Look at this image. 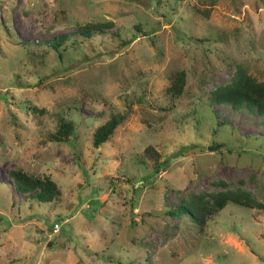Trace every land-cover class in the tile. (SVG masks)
I'll use <instances>...</instances> for the list:
<instances>
[{"label": "rangeland", "instance_id": "rangeland-1", "mask_svg": "<svg viewBox=\"0 0 264 264\" xmlns=\"http://www.w3.org/2000/svg\"><path fill=\"white\" fill-rule=\"evenodd\" d=\"M88 26L61 58L41 44ZM238 66L264 83V0H0V264H264V209L204 230L167 215L223 190L264 205V116L212 101ZM60 118L74 133L52 142ZM14 170L60 196L18 192Z\"/></svg>", "mask_w": 264, "mask_h": 264}, {"label": "trees", "instance_id": "trees-1", "mask_svg": "<svg viewBox=\"0 0 264 264\" xmlns=\"http://www.w3.org/2000/svg\"><path fill=\"white\" fill-rule=\"evenodd\" d=\"M95 28L94 26H88L77 33L62 34L43 41L41 44L57 52L58 57L61 58V54L58 51L70 36L82 35L89 38L94 34L103 33L102 30ZM183 86L184 74L178 73L173 84L169 87L173 97L181 95ZM212 101L219 104H229L233 109L247 107L251 112L264 116V83L257 81L238 66L231 82L212 93ZM122 120V115H113L105 123L97 127L93 133V146L97 148L107 142ZM74 127L75 125L71 120L60 118L55 136L51 137L50 141H65L67 137L73 135ZM143 155L151 161L153 170H156L160 161L155 151L151 147H147ZM11 176L18 192L27 193L33 191L32 197L39 202H51L56 200L61 194L57 184L50 179H36L17 170L12 171ZM230 203L250 209H264V205L252 198L246 191L223 190L212 193L208 197L202 194L193 195L189 199L187 207L178 206L168 211L167 215L170 217L188 215L197 229L204 230L207 222Z\"/></svg>", "mask_w": 264, "mask_h": 264}, {"label": "built area", "instance_id": "built-area-1", "mask_svg": "<svg viewBox=\"0 0 264 264\" xmlns=\"http://www.w3.org/2000/svg\"><path fill=\"white\" fill-rule=\"evenodd\" d=\"M58 230H59V225L58 224H54L53 233H56Z\"/></svg>", "mask_w": 264, "mask_h": 264}, {"label": "water", "instance_id": "water-1", "mask_svg": "<svg viewBox=\"0 0 264 264\" xmlns=\"http://www.w3.org/2000/svg\"><path fill=\"white\" fill-rule=\"evenodd\" d=\"M217 146L213 147L212 150H216ZM209 149V148H208ZM51 244L49 243L48 246H50Z\"/></svg>", "mask_w": 264, "mask_h": 264}, {"label": "crops", "instance_id": "crops-1", "mask_svg": "<svg viewBox=\"0 0 264 264\" xmlns=\"http://www.w3.org/2000/svg\"><path fill=\"white\" fill-rule=\"evenodd\" d=\"M134 212V211H133ZM135 215H138V213H134Z\"/></svg>", "mask_w": 264, "mask_h": 264}]
</instances>
